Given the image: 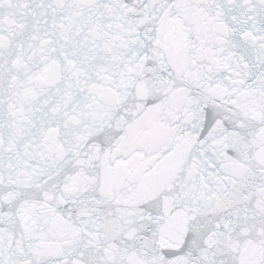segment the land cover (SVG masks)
Returning <instances> with one entry per match:
<instances>
[{
	"label": "snow or ice",
	"instance_id": "1",
	"mask_svg": "<svg viewBox=\"0 0 264 264\" xmlns=\"http://www.w3.org/2000/svg\"><path fill=\"white\" fill-rule=\"evenodd\" d=\"M0 264H264V0H0Z\"/></svg>",
	"mask_w": 264,
	"mask_h": 264
}]
</instances>
